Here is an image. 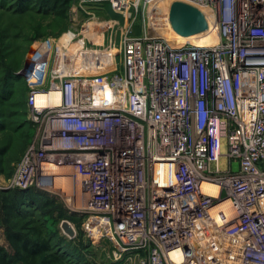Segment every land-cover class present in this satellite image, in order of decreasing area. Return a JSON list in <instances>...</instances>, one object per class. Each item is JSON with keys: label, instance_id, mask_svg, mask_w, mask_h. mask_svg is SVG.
<instances>
[{"label": "built area", "instance_id": "2783aa9c", "mask_svg": "<svg viewBox=\"0 0 264 264\" xmlns=\"http://www.w3.org/2000/svg\"><path fill=\"white\" fill-rule=\"evenodd\" d=\"M173 1L206 8L217 39L127 30L93 50L68 30L28 48L33 136L5 188L77 184L81 227L116 264H264V0L143 4Z\"/></svg>", "mask_w": 264, "mask_h": 264}, {"label": "rangeland", "instance_id": "374dc122", "mask_svg": "<svg viewBox=\"0 0 264 264\" xmlns=\"http://www.w3.org/2000/svg\"><path fill=\"white\" fill-rule=\"evenodd\" d=\"M125 1L128 7L121 12H116L107 5H90L73 0L65 17L63 12L55 13L53 10L51 11L50 7L29 9L23 3L20 6L22 9L18 10L19 6L17 7L16 0H0V147H8L5 155L0 154V191L6 190L5 182L14 171L11 169V165L15 164L12 159L19 154L24 143L27 133L24 123L28 120L26 110L23 108L26 98V83L15 79L16 75L7 77V66L10 64L21 66L25 52L35 41L49 40L53 45L58 44V38L69 29L77 34L76 40L80 39L84 47L93 50L99 49L98 47L105 49L104 47L114 42L116 46L119 45L127 30L130 34H139L143 29L154 36L162 37L172 45L198 44L203 43L201 41L204 40L206 42L209 38L208 35L186 38L176 35L171 29L170 23L165 20V11L160 9L166 4L165 2L143 4V0ZM210 36L213 40L217 39L215 33H210ZM68 39V34H65L59 43L66 42ZM96 43H100L101 46ZM88 56L95 58V52ZM119 60L120 55L117 56L118 63ZM231 166L236 169L237 162H232ZM43 194L54 199L63 209L65 215L81 217L79 223L70 221L76 230V236L72 238L68 237L60 228L62 219L56 223V226L64 237L75 239L76 242L80 241L83 247L82 258L87 264L117 263L119 258L111 255V248L107 243L94 242L88 235H85L81 227L82 216L78 211H75L72 204H68L58 195L47 192H43ZM0 246L9 248L1 219ZM15 264H23V261L19 259Z\"/></svg>", "mask_w": 264, "mask_h": 264}, {"label": "trees", "instance_id": "16d2710c", "mask_svg": "<svg viewBox=\"0 0 264 264\" xmlns=\"http://www.w3.org/2000/svg\"><path fill=\"white\" fill-rule=\"evenodd\" d=\"M72 1L16 0V4L17 7L19 6L18 10L22 9L20 6L23 3L29 9L50 7L51 11L63 12L66 17V11ZM25 54L21 66L11 64L7 66V77L16 75L15 79L24 83L23 77L16 72L22 68ZM6 90L9 94L8 89ZM25 101L26 98L23 102V108L26 110ZM24 124L27 133L19 154L12 159L14 162L20 159L33 135L31 121L28 119ZM7 150V146L0 147V154L5 155ZM11 169H14L13 165ZM63 218L77 223L81 220V217L78 218L75 215H65L60 205L40 190L13 188L0 191V219L9 243L8 249L0 246V264H15L19 259L23 261V264H69L68 262L87 264L82 258L83 247L80 241L68 239L59 232L56 223Z\"/></svg>", "mask_w": 264, "mask_h": 264}, {"label": "water", "instance_id": "95a60500", "mask_svg": "<svg viewBox=\"0 0 264 264\" xmlns=\"http://www.w3.org/2000/svg\"><path fill=\"white\" fill-rule=\"evenodd\" d=\"M168 20L173 32L184 38L203 33L208 29V23L202 11L198 7L182 1H173L170 4ZM28 66L29 62L25 60L23 67L17 74L21 77L25 76ZM60 228L70 238L76 234L73 225L68 219L61 221Z\"/></svg>", "mask_w": 264, "mask_h": 264}, {"label": "bare ground", "instance_id": "6f19581e", "mask_svg": "<svg viewBox=\"0 0 264 264\" xmlns=\"http://www.w3.org/2000/svg\"><path fill=\"white\" fill-rule=\"evenodd\" d=\"M159 4V3H158ZM161 7V6H160ZM202 13L204 14V16L206 17L207 20H210V16L209 13L207 11L206 8L204 7H200L197 6ZM161 10L163 9L165 11V20L169 22L168 20V6L166 7L165 5H163L161 8ZM197 35H204V34H197ZM197 35L191 36V37H196ZM180 37V36H179ZM209 37L208 40H206V42L201 41L203 43H212L215 40L212 39V37L210 36V34L207 36ZM68 38H70V35L68 34ZM77 38V37H76ZM198 40V39H197ZM88 56V55H87ZM55 187H58L61 192L63 193V195L61 194V196H63L64 200L68 202V204L74 203L75 205H82L85 202L84 197H82L81 195V190L80 187L73 183L72 181H70L69 179H65V178H57L55 179ZM205 189L209 192H215L216 191V187L213 186H205ZM223 207H225L228 211V205L227 204H223Z\"/></svg>", "mask_w": 264, "mask_h": 264}, {"label": "crops", "instance_id": "0c3cea01", "mask_svg": "<svg viewBox=\"0 0 264 264\" xmlns=\"http://www.w3.org/2000/svg\"><path fill=\"white\" fill-rule=\"evenodd\" d=\"M103 5H107V6H109L108 4H103ZM98 6H102V4H101V5L99 4ZM109 7H110V6H109ZM69 30H70V29H69Z\"/></svg>", "mask_w": 264, "mask_h": 264}]
</instances>
